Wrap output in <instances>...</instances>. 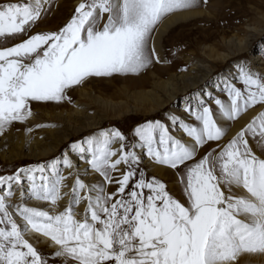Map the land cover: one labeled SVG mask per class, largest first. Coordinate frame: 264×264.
Listing matches in <instances>:
<instances>
[{
  "label": "snow or ice",
  "instance_id": "6c2138e0",
  "mask_svg": "<svg viewBox=\"0 0 264 264\" xmlns=\"http://www.w3.org/2000/svg\"><path fill=\"white\" fill-rule=\"evenodd\" d=\"M197 4L81 0L58 31L0 48V134L13 122H25L32 102L71 103L68 91L89 78L138 74L153 59L158 63L155 47H148L155 28L168 15ZM50 5L51 0L0 3V37L27 35ZM217 88L227 102L211 92L200 93L195 108L186 101L185 112L196 124L169 115L168 123L137 125L131 139L118 129H100L72 142L51 161L0 175V264H55L56 258L63 264H235L241 253L264 254V111L226 144H218V151L197 159L204 146L226 133L215 116L235 121L253 106L264 105V75L240 64ZM205 97L214 101L215 114ZM73 156L86 167L79 170ZM144 157L177 171L184 202L170 195L161 180L146 177L139 167ZM62 167L70 170L69 176L78 169L68 206L55 215L27 206L23 201L29 198L53 206L62 199L67 179ZM89 168L103 181L86 184L80 177ZM106 184H114L115 192H105ZM14 185L20 188L21 202L10 206ZM82 201L86 208L77 219L73 206ZM26 232L49 238L55 246L51 257L25 239Z\"/></svg>",
  "mask_w": 264,
  "mask_h": 264
},
{
  "label": "rangeland",
  "instance_id": "374dc122",
  "mask_svg": "<svg viewBox=\"0 0 264 264\" xmlns=\"http://www.w3.org/2000/svg\"><path fill=\"white\" fill-rule=\"evenodd\" d=\"M77 1L78 0H51V5L50 7H48V11L31 27L30 31L27 32V35L20 34L16 35L14 38L9 37L8 39L0 37V48L14 46L16 43H19L23 39H26L28 36L36 33L58 31L71 18L72 14L74 13L75 7L81 2V0L79 2ZM7 2L23 3L27 2V0H0V3ZM209 3L210 1L198 3L197 6L191 8L190 10H201L200 14L192 19L175 24L162 36L163 39L161 47L164 59L163 62L157 63L155 59H153V62L138 74H114L111 77L89 78L81 85L74 86L68 91L67 95L70 98L71 103H69L67 100L60 103L32 102V115L30 117L36 115L40 118H44L48 117L45 115V113H49L51 116L48 118L54 119L53 116L57 115V113L59 112H71L75 108H79V103L91 104L92 100L89 97L90 95L87 94L88 92L104 101H114L117 103L130 101L134 93H136L137 91L149 90L153 88L154 85L157 84V82L168 79V77L173 73H188L190 70L189 67H191V60L198 59L199 57L208 58L209 62H211L210 66L213 68V76H219L227 69V62L225 63L224 61H221V59L218 57V54H225V52L228 51V49L225 47L226 40L233 37L239 38L240 40H243V42H245L247 40L248 27L260 29V31L262 32L254 39H250L248 37L250 46L248 49L238 55L239 62L249 65V59L251 57L257 56V54L260 53L261 57H263L261 58L260 62L257 63V66L260 68V71L258 68V74L264 75V0H222V9L216 7L212 8L211 6H209ZM150 42L151 41L149 40V51ZM134 77L136 78L135 80ZM128 79H130V81ZM113 85L114 87H111ZM236 86L242 88L241 84H238ZM82 93L87 94V96L83 97L82 95H80ZM212 95L227 102L225 93H221L220 95ZM187 97L188 96L184 95L178 96L177 98L172 100L173 103H171L169 107L159 111L155 116L151 118L144 117L141 115V113L120 116L119 118H112L115 114L113 113V115L109 113L108 110H105V116H107L108 118H110L111 116L112 117L103 125L102 129H118L125 136L131 139L130 133L137 125L149 120H162L166 123L165 118L171 112H175L178 115L179 112L178 110H176V108H181L183 105H185L186 101H189L187 100ZM205 99L207 105L212 108L213 113L215 114L217 108L214 101L207 100L206 97ZM191 103L193 108H195L196 101L194 99L192 100L191 98ZM94 108L98 110L103 109L100 105H94ZM252 108L258 110L257 114L260 111H264V105H256ZM117 111L118 110H116L115 113H117ZM180 115L181 114H179V116ZM30 117L25 122H13V124H11L4 131V133L12 132L18 134L21 132H25L29 127ZM181 117L187 123L196 124L194 118L190 117L187 112H185L184 115H181ZM215 118L217 119V116H215ZM235 121H229V123L231 122L230 124H233L235 123ZM230 128L231 126H228V128H226V131H228ZM30 133L33 136H37L38 134H40L39 130L35 129H33V132ZM92 134H94L93 131H85L77 137L72 138L70 141H78L85 137L91 136ZM229 140L230 139L226 140V143ZM218 144L220 146H223L221 145L220 141L209 142L198 152L197 159L211 149H217L218 151ZM250 147H252L253 151L257 155H261V150L254 141L250 140ZM143 160L144 158L142 159L139 167L144 169L146 177L149 179L152 177H156L147 170V167L143 163ZM27 165L28 161L24 159L17 160L15 162L0 161V175H11L17 169L26 167ZM120 171L122 172L123 169H120ZM94 174L95 183L103 181V178L100 177L98 173ZM112 175L118 176L119 172H114L112 173ZM176 177L178 180V187H180V191H178L176 195L172 196L174 198H176L175 196H177V200L184 202L186 198L183 195V185L180 182V178H178L179 175L177 174V171ZM156 178L160 179L159 177ZM165 185L168 190L169 188L167 183ZM115 190L116 188L114 184L105 185V192L111 193L115 192ZM146 191L147 190H145V192ZM237 191L238 193L242 194V190ZM33 246L37 248V250L42 255H46L49 257H51V254L55 251L54 248L49 247L47 244ZM241 254L240 256H238L235 262L236 264H264V254ZM55 264H63L62 259L56 258Z\"/></svg>",
  "mask_w": 264,
  "mask_h": 264
},
{
  "label": "bare ground",
  "instance_id": "6f19581e",
  "mask_svg": "<svg viewBox=\"0 0 264 264\" xmlns=\"http://www.w3.org/2000/svg\"><path fill=\"white\" fill-rule=\"evenodd\" d=\"M78 0L77 2H79ZM210 1L209 6L212 8H221L222 0H206ZM205 2V0H198V3ZM198 5V4H197ZM201 13V10H186L170 14L165 17L155 28L150 42V51L152 47H155L156 53L159 56V62H163L162 55V36L175 24L192 19ZM262 31L254 27H248L247 29V40L243 42L239 38H230L226 40L225 47L228 49L225 54H218V57L221 61L227 62V69L219 76H213V68L210 66L209 59L205 57H199L198 59H190L191 67L188 73H173L168 79H164L161 82H157L153 88L149 90H141L134 93L130 101L126 102H114V101H104L89 92L90 99L92 103H79V108H75L71 112H59L57 115H54L53 118H48L51 115L45 113L44 118L38 116L30 117L29 127L30 132H33V129L39 130L40 134L37 136L31 135L30 132L25 131L21 133H12L7 132L0 134V161L1 162H15L17 160H27L28 165H36L39 163H45L51 161L52 159L61 156L67 147L72 143L70 140L74 137H77L82 132L90 131L96 132L103 128V125L110 120L105 116L104 111L108 110L109 113L113 114L112 118H119L120 116H127L132 114H140L144 117H153L159 111L166 109L173 103L172 100L177 98L180 95L188 96L187 100L194 99L197 103L200 93L211 92L212 94L220 95L221 92L217 88V84L225 77H232L237 72V66L242 64L239 62L238 55L249 48L250 39H254ZM218 47V46H216ZM207 53V52H206ZM263 57V56H262ZM261 54H257L255 57L249 59V67L255 73L260 71V68L257 66V63L261 60ZM215 58V57H214ZM187 59V58H186ZM259 68V71H258ZM125 78V77H124ZM136 78L134 77V80ZM130 81V79H128ZM127 80V81H128ZM140 80V79H139ZM134 82V81H133ZM138 82V81H137ZM128 83V82H127ZM237 83L236 85H238ZM111 87H114L111 86ZM140 88V87H139ZM133 89V88H132ZM87 94L82 93L83 97H86ZM118 94V93H117ZM127 94V93H126ZM125 94V95H126ZM192 94V96H191ZM128 95V94H127ZM190 95V96H189ZM190 97V98H189ZM128 99V98H127ZM195 104V103H194ZM94 105H100L103 109L98 110L94 108ZM185 105L181 108H176L179 114L184 115ZM117 113H115V111ZM258 110L250 108L248 111L243 113L235 123L230 124L229 121H221L217 116L220 126L223 128H231L226 131L224 137L220 140L221 145L226 144V140L231 139L239 129L244 126L251 118L257 115ZM175 112H171L169 115H176L183 119L181 115H177ZM168 115V116H169ZM184 120V119H183ZM166 123L168 121L166 120ZM45 125H54V126H45ZM107 129V128H104ZM172 134L177 138H183L187 140L188 137L182 132L173 131ZM113 149H117L119 144H113ZM73 162L78 165V169L82 170L86 165L77 160L73 156ZM143 163L146 165L147 170L159 177L163 183H167L168 190L171 195H176L180 187H178V180L176 177V171L163 165L156 164L147 157H144ZM26 166V167H27ZM78 169H72L73 175L69 176V169L62 167V174L67 177L65 181V186L61 189L63 195L62 199L57 202L55 206L49 204L45 201H37L35 199H26L23 201L29 207H36L38 209L46 210L50 214L55 215L60 211H63L69 202V193L71 191L72 184L76 179V171ZM120 169H123L121 166ZM178 174V173H177ZM86 184H95V174L89 168L87 175H81L80 177ZM180 178V176L178 177ZM180 185V184H179ZM179 194V193H178ZM177 198V196H175ZM179 198V197H178ZM21 202L20 200V188L13 186V195L8 198V204L10 206L17 205ZM86 201H82L78 205L73 206V214L77 219L82 218L84 210L86 208ZM10 211L12 208L10 207ZM18 222L19 217H15ZM25 239H28L33 245H42L47 244L49 247L54 248L52 241L49 238L43 237L41 234L26 232ZM243 253L241 255H245ZM240 256V255H239ZM236 264V263H235Z\"/></svg>",
  "mask_w": 264,
  "mask_h": 264
}]
</instances>
